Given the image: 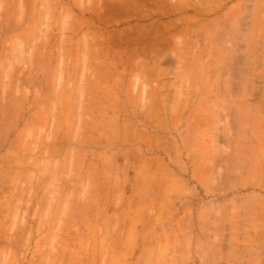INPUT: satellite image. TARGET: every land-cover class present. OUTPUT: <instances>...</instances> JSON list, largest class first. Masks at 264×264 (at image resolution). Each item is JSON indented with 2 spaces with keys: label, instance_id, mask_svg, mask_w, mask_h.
I'll return each mask as SVG.
<instances>
[{
  "label": "rangeland",
  "instance_id": "rangeland-1",
  "mask_svg": "<svg viewBox=\"0 0 264 264\" xmlns=\"http://www.w3.org/2000/svg\"><path fill=\"white\" fill-rule=\"evenodd\" d=\"M0 264H264V0H0Z\"/></svg>",
  "mask_w": 264,
  "mask_h": 264
}]
</instances>
